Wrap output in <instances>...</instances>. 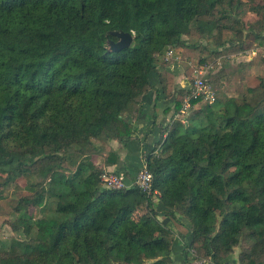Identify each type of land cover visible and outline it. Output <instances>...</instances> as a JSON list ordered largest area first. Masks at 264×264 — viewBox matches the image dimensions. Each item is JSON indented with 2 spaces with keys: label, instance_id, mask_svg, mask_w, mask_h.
Segmentation results:
<instances>
[{
  "label": "trees",
  "instance_id": "1",
  "mask_svg": "<svg viewBox=\"0 0 264 264\" xmlns=\"http://www.w3.org/2000/svg\"><path fill=\"white\" fill-rule=\"evenodd\" d=\"M240 4L0 0V179L23 176L32 193L13 207L9 226L20 238L0 241V264H173L174 236L162 220L177 216L188 223L195 258L220 264L242 238L253 245L239 264L264 254V81L239 99L203 103L165 130L145 159L157 201L135 187H102L95 160L67 155L71 147L89 153L96 140L126 146L154 79L170 97L174 75L159 72V58L187 47L192 31H246L264 47V0L247 30L232 19ZM112 32L132 35L131 45L112 50ZM184 96L179 89L174 114Z\"/></svg>",
  "mask_w": 264,
  "mask_h": 264
},
{
  "label": "rangeland",
  "instance_id": "2",
  "mask_svg": "<svg viewBox=\"0 0 264 264\" xmlns=\"http://www.w3.org/2000/svg\"><path fill=\"white\" fill-rule=\"evenodd\" d=\"M256 5H259V0H241L240 12L237 11L232 19L241 18L239 21L242 28L246 29L244 24L253 21L251 11L256 8ZM183 40L187 47L174 49V56L169 60H164V57L159 58V68H170L172 73L179 77L180 89H183V95L185 94L183 99L190 89L193 77L197 74L196 71L200 69L203 70L208 85L218 100L228 97L239 99L248 88H257L259 82L264 81L263 41L255 38L253 34L244 31L243 34L236 36L234 32L222 30L220 33L215 31L211 36H204L192 31L183 37ZM201 105L203 102H198L185 110L181 109L177 122L189 118ZM93 143L94 148L89 153L84 151L85 154H80L77 152V147H71L67 155H71L74 161L95 160V163L103 169V144L106 142L96 140ZM40 156L41 153H36L28 157V164ZM16 166L12 164L8 169ZM63 166L66 169L71 168L69 162L64 163ZM34 180L40 183L38 177L35 176ZM101 186L104 187L102 183ZM31 194L23 176H18L11 182L0 179V241L3 247H7L12 239L20 238V234L11 230L9 223L15 218L13 207L18 199ZM157 198L158 195L154 196L153 200L157 201ZM32 214L35 218L41 217L42 211L36 209L32 211ZM252 245L251 240L242 238L238 251L248 250ZM194 255L196 256V252Z\"/></svg>",
  "mask_w": 264,
  "mask_h": 264
},
{
  "label": "crops",
  "instance_id": "3",
  "mask_svg": "<svg viewBox=\"0 0 264 264\" xmlns=\"http://www.w3.org/2000/svg\"><path fill=\"white\" fill-rule=\"evenodd\" d=\"M158 70L159 72L166 70L172 73L170 68H158ZM180 82L179 77L174 74L172 86L168 89L170 90V97H166L161 90L162 87L158 79H154L153 91H150L142 99V115L133 121L136 127L134 137L126 146L116 140L107 141L103 144L102 170L123 173L128 183L132 182L143 159H146V155L157 147L156 144L161 137H165V130L178 120L179 114H174L173 101L181 87ZM111 151L116 152L118 161L115 164L108 165L105 159ZM162 224L169 228L174 236L171 252L173 264H214L210 258H195V251L188 247L191 238L189 226L185 219L179 216H177V220L172 218L163 219ZM238 248H233L232 253L223 259L220 264H239L240 252ZM254 262V264H264V254H261Z\"/></svg>",
  "mask_w": 264,
  "mask_h": 264
},
{
  "label": "built area",
  "instance_id": "4",
  "mask_svg": "<svg viewBox=\"0 0 264 264\" xmlns=\"http://www.w3.org/2000/svg\"><path fill=\"white\" fill-rule=\"evenodd\" d=\"M173 56L174 48H167L163 54L164 60H169ZM196 73V76L192 79L190 89L182 102V109L184 110L190 107V101L192 100L211 104L216 99L214 92L210 89L208 81L203 74V70L200 69ZM101 183L109 190L118 191L135 187L146 196L154 197L156 195V192H152V175L147 168L145 159L141 162L131 183H128L125 174L106 170L102 172Z\"/></svg>",
  "mask_w": 264,
  "mask_h": 264
},
{
  "label": "water",
  "instance_id": "5",
  "mask_svg": "<svg viewBox=\"0 0 264 264\" xmlns=\"http://www.w3.org/2000/svg\"><path fill=\"white\" fill-rule=\"evenodd\" d=\"M112 35L119 39L117 43H111L112 50H121L124 48H128L132 43V35L128 33L112 32Z\"/></svg>",
  "mask_w": 264,
  "mask_h": 264
}]
</instances>
